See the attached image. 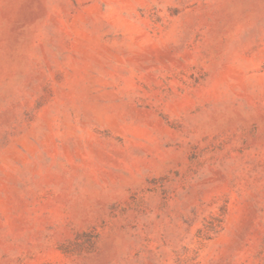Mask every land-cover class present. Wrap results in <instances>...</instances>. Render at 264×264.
I'll return each instance as SVG.
<instances>
[{"label":"rangeland","instance_id":"1","mask_svg":"<svg viewBox=\"0 0 264 264\" xmlns=\"http://www.w3.org/2000/svg\"><path fill=\"white\" fill-rule=\"evenodd\" d=\"M0 264H264V0H0Z\"/></svg>","mask_w":264,"mask_h":264}]
</instances>
